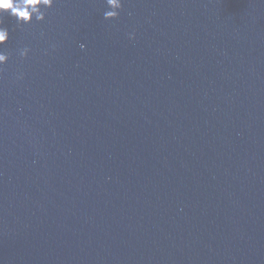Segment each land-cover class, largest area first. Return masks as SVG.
I'll return each instance as SVG.
<instances>
[{
	"label": "water",
	"instance_id": "1",
	"mask_svg": "<svg viewBox=\"0 0 264 264\" xmlns=\"http://www.w3.org/2000/svg\"><path fill=\"white\" fill-rule=\"evenodd\" d=\"M106 10L3 17L0 264H264V0Z\"/></svg>",
	"mask_w": 264,
	"mask_h": 264
},
{
	"label": "clouds",
	"instance_id": "2",
	"mask_svg": "<svg viewBox=\"0 0 264 264\" xmlns=\"http://www.w3.org/2000/svg\"><path fill=\"white\" fill-rule=\"evenodd\" d=\"M56 0H0V48L6 45L10 38L9 30L3 27V17L7 14L14 18L17 25L31 24L33 19L37 22H44L45 10L53 8ZM107 9L104 12L106 21L116 20L122 10V0H106ZM43 35V34H42ZM130 39H134V33L129 34ZM81 49L84 45H80ZM30 49L27 47L20 50L21 58H27ZM9 56L7 53L0 51V71L2 66L8 63ZM22 79V74L17 77Z\"/></svg>",
	"mask_w": 264,
	"mask_h": 264
}]
</instances>
